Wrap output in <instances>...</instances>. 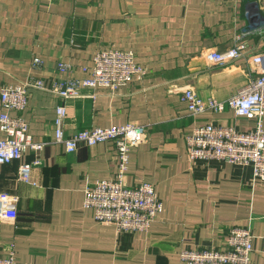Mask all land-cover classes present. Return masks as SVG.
<instances>
[{
	"label": "crops",
	"instance_id": "0c3cea01",
	"mask_svg": "<svg viewBox=\"0 0 264 264\" xmlns=\"http://www.w3.org/2000/svg\"><path fill=\"white\" fill-rule=\"evenodd\" d=\"M235 47L242 56L225 66L207 60ZM110 49L133 51L145 76L116 90H83L94 97L31 89L21 116L36 142L54 140L59 105L66 108V137L147 126L146 142L130 153L125 184H153L162 212L148 231L119 236L83 206L87 186L115 178V144H81L67 153L50 143L0 165V195L19 198L17 219L0 220V256L13 244L25 264H184L182 249L223 250L231 228L250 226L252 262L264 264V181L254 180L250 167L191 161L186 144L195 126L247 132L255 123L230 109L194 118L182 100L186 88L227 100L247 84L252 58L264 55V0H0V92L29 79L87 78L96 52ZM36 57L42 67L33 66ZM21 163L34 184L18 180Z\"/></svg>",
	"mask_w": 264,
	"mask_h": 264
},
{
	"label": "built area",
	"instance_id": "2783aa9c",
	"mask_svg": "<svg viewBox=\"0 0 264 264\" xmlns=\"http://www.w3.org/2000/svg\"><path fill=\"white\" fill-rule=\"evenodd\" d=\"M242 56L240 48H231L226 53L210 52L207 60L215 66H225ZM256 69L246 85L227 100L213 97L203 98L193 89L186 88L182 100L187 103L192 117L208 111L221 113L232 110L237 118L253 121L254 128L243 132L232 126L215 123L195 126L186 136L191 161L227 162L250 167L253 179L264 181V55L252 58ZM87 78H71L47 81L29 79L16 84H5L0 92L3 111L0 114V165L22 161L29 149L40 152L50 143L62 144L67 153H74L81 144L95 146L113 142L116 149L118 172L114 179L97 180L85 188L83 206L92 210L96 221L113 225L119 236L126 233L148 231L163 210L156 189L149 182L128 186L125 184L129 169L130 153L148 138V127L128 123L107 128L96 127L79 130L74 136L66 137L63 124L66 108L59 105L56 110L55 138L50 142H36L29 131V124L21 116L28 105L31 89L55 94L63 99L94 97L86 95L84 89L98 87L116 90L134 78L142 79L146 71L136 61L133 51L116 49L96 52ZM44 62L36 57L33 66L42 67ZM58 68L68 71L70 65L60 63ZM18 180L34 184L28 164L18 167ZM18 196L0 195V220L15 221L18 216ZM253 233L250 226L231 228L223 250L182 249L180 258L184 264H253ZM0 264H25L18 261L17 251L12 244L8 255L0 256Z\"/></svg>",
	"mask_w": 264,
	"mask_h": 264
}]
</instances>
